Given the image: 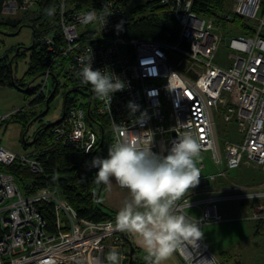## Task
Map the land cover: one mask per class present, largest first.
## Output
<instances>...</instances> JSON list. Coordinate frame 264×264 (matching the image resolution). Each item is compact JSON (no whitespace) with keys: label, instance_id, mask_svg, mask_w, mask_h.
Returning <instances> with one entry per match:
<instances>
[{"label":"built area","instance_id":"1","mask_svg":"<svg viewBox=\"0 0 264 264\" xmlns=\"http://www.w3.org/2000/svg\"><path fill=\"white\" fill-rule=\"evenodd\" d=\"M155 1L165 6L179 25L174 43L114 36L129 23L130 9L122 2L108 0L101 10L88 8L68 14L62 0L60 24L65 43L56 47L51 38L43 37L57 57L44 74L39 93H48L51 72L65 57L68 78L90 90L96 100V113L109 121V147L115 142L113 123L124 125L134 134L153 132L152 148L156 152L170 148L174 139L192 131L202 147L198 160L200 181L208 180L210 184L190 190L178 201L180 210L192 220L197 219L202 231L206 225L231 220L220 215L218 202L259 201L240 219L262 223L264 183L245 187L231 182L229 188H214L213 184L229 180L232 171L246 165L264 173V0H230L231 15L222 14L223 18L198 14L194 11L196 0ZM35 7L34 0H7L2 15L15 17ZM93 11L97 16L106 12V23L85 22L84 15ZM233 15L252 22L255 34L232 37L228 42L219 25L232 21ZM89 24L97 30L81 35L79 26ZM224 42L234 61L230 68L215 62ZM90 49L94 70H107L125 83L110 102L98 99L91 86L83 84L77 75L79 57L90 55ZM129 101L140 108L136 117L141 112L150 117L144 128L134 126ZM19 111L0 116V125ZM85 116L84 109L72 107L56 127L55 140L91 152L99 136L88 127ZM216 117L227 124L234 122L240 139L225 140L222 148ZM205 156L213 167L208 173ZM15 161L33 173L43 172L32 152L16 154L0 145V264H104L106 251L113 248L123 256L120 264L128 260L132 234L116 228L115 216L98 223L80 218L66 199L49 188L25 195L15 176L4 170ZM39 203L53 206L56 234L46 232ZM175 252L185 264H202V255L211 264H221L202 237L181 243ZM142 264H151L146 255Z\"/></svg>","mask_w":264,"mask_h":264},{"label":"trees","instance_id":"2","mask_svg":"<svg viewBox=\"0 0 264 264\" xmlns=\"http://www.w3.org/2000/svg\"><path fill=\"white\" fill-rule=\"evenodd\" d=\"M6 1L0 0V34L3 33L2 31L11 30L17 35L22 28L29 27L32 29L33 37L31 47L28 48L31 51L29 67L22 79L16 80L14 78L13 63L10 58L0 55V86H10L25 91L28 95L34 97L31 105L41 101H46L49 105L60 88L59 74H56L55 70L57 68L60 72L65 70L67 59L65 57L61 58V63L51 72L53 89L50 90L51 85L49 84L48 93H39L40 86L31 89L30 84L38 76H44L57 57L56 52L48 49L43 37L51 38L56 47L65 43L60 24L62 0H34L36 3L35 8L15 17L2 15V7ZM18 1L22 3L25 0ZM107 1L65 0L66 12L71 14L88 8L101 10L107 5ZM116 1L128 6L133 0ZM226 2L227 0H196L194 11L202 16L221 18V13L227 10ZM49 8L56 10L53 16L46 14V10ZM233 22L240 23L245 34L250 36L255 34V29L243 23L242 19L235 17ZM114 36L174 43L179 36V25L165 6L155 0H145L143 3L130 8L129 23L115 33ZM261 36L264 38V33H261ZM66 79L75 85L73 89L75 92H79L80 88L83 87L69 79L67 74ZM65 87H68V83L65 84ZM92 96L90 93L91 98L86 105L85 120L88 127L90 120L96 122L100 127V133L98 134L99 141L91 152L87 153L85 150L55 140L56 127L65 119L72 107H77L75 106L76 99L71 98L68 93L64 99L62 119L56 123L41 126L35 133L34 141L31 144L35 146L32 153L42 167L43 172L33 173L28 167L20 165L17 161L5 167L4 170L15 176L25 195H32L42 188H49L66 199L80 218L98 223L116 216L114 215L116 212L101 203L100 194L104 185L96 183V170L90 169V162L94 156L98 155V151L100 149L108 150L111 145L109 121L106 117L100 116L96 111L91 110ZM15 114L22 115L24 113L21 110ZM38 208L46 221V232L56 234V214L53 206L47 203H39ZM262 227H264V222L257 223V228ZM134 249L132 264H142L143 258L139 257V250L135 247ZM110 251H106L104 264H108L106 258ZM123 264H129V258Z\"/></svg>","mask_w":264,"mask_h":264},{"label":"clouds","instance_id":"3","mask_svg":"<svg viewBox=\"0 0 264 264\" xmlns=\"http://www.w3.org/2000/svg\"><path fill=\"white\" fill-rule=\"evenodd\" d=\"M55 11L49 8L46 14L53 16ZM107 16L106 12L97 16L93 11L84 15V21L99 20L105 24ZM90 52V55L79 57L77 75L83 84L91 86L98 99L110 102L113 94L125 88V83L107 70H94L91 49ZM127 107L130 116L135 117L134 126L144 128L150 119L147 112H141L136 117V113L140 112L139 106L129 101ZM112 129L114 144L109 147L106 156L92 158L90 169L96 170L97 184L108 187L115 184L127 191L128 196L116 213L115 226L136 238L151 264H163L181 243L190 239L199 240L203 235L200 222L185 215L178 206V201L200 181L198 160L201 143L192 131H186L173 140L170 148L156 152L152 148L153 132L134 134L124 125L115 123ZM149 132L152 133L151 138L147 136ZM106 259L108 264H120L123 256L113 248Z\"/></svg>","mask_w":264,"mask_h":264},{"label":"rangeland","instance_id":"4","mask_svg":"<svg viewBox=\"0 0 264 264\" xmlns=\"http://www.w3.org/2000/svg\"><path fill=\"white\" fill-rule=\"evenodd\" d=\"M145 0H133L128 8H132ZM227 0L226 12L221 14H230L228 10L230 3ZM223 18V15H220ZM235 16L233 15V18ZM241 19V18H240ZM227 22L220 24L223 35L226 40L232 37L245 36V31L240 23ZM243 23L253 26L252 22L242 19ZM242 24V22H241ZM96 28L95 25L79 26L78 31L82 35L86 31H91ZM0 34V55L10 58L13 63V73L16 80L22 79L29 67V59L31 51L28 50L32 44V29L24 27L15 35L11 30L2 31ZM231 52L227 48L225 42L222 44L215 62L216 64L230 68L233 66V59L230 58ZM68 68L59 71L60 88L58 93L54 96L51 103L48 105L46 101H41L37 104H32L34 97L28 95L25 91L16 89L10 86H0V116L14 113L22 110L24 114L13 115L7 118L0 125V145L16 154H28L33 152L34 147L31 145L35 138V133L41 126L50 125L60 121L63 117L64 99L66 94H70L71 98L76 99L75 106L86 110V105L90 101V90L87 88H80L79 92L73 89L75 85L67 81L66 74ZM43 76H38L31 81V89L41 85ZM68 83V87L65 84ZM50 90L53 89V79L50 80ZM24 89V88H23ZM25 90V89H24ZM96 100L92 96L91 110L96 111ZM218 136L220 145L223 148L225 140L238 141L240 139L237 125L232 123H224L220 117H216ZM89 127L97 134L100 133V127L96 122L90 120ZM24 136V138H23ZM108 150L100 149L98 155L106 156ZM207 167L211 166L210 159L205 156ZM210 170V169H209ZM229 180L221 181L223 187L229 188L231 182L245 187H255L264 183V173L259 169L250 166H242L241 168L232 171L229 174ZM220 183L213 184L214 188L219 187ZM211 188L214 189V188ZM221 188V187H219ZM125 189L119 188L118 185L113 184L111 187L105 186L100 194L101 203L116 211V205L121 201L122 197L127 198L128 194ZM216 195H219L216 194ZM259 203L254 202H237V201H221L217 203L220 215L225 219H231L228 222L221 224L206 225L202 229V238L208 246L210 252L218 262L221 264H264V227L257 228V223L250 220L240 219L247 212H250L251 206ZM191 213L199 216L196 210H191ZM139 255L145 257L144 251H139Z\"/></svg>","mask_w":264,"mask_h":264},{"label":"crops","instance_id":"5","mask_svg":"<svg viewBox=\"0 0 264 264\" xmlns=\"http://www.w3.org/2000/svg\"><path fill=\"white\" fill-rule=\"evenodd\" d=\"M210 169V170H209ZM211 171H213V167H211V166H209V168H208V171L206 172V173H208V172H211ZM223 183H220L219 185V187H223L224 185H222ZM219 187H217V188H219ZM124 193H126V194H128L127 193V191L126 192H124ZM122 200H124L125 198H121ZM121 201H120V203L118 204V205H116V211H118L119 210V208L121 207ZM113 210V209H112ZM114 211V210H113ZM117 213V212H116ZM114 215H116V214H114ZM131 242H132V245L136 248V249H138L139 251H144L138 244H137V242H136V238L132 235V240H131ZM144 253H145V251H144ZM146 254V253H145ZM139 257L140 258H143L141 255H139ZM163 264H185L180 258H179V256L177 255V253L176 252H174L173 253V255L169 258V259H167L166 261H164L163 262Z\"/></svg>","mask_w":264,"mask_h":264},{"label":"water","instance_id":"6","mask_svg":"<svg viewBox=\"0 0 264 264\" xmlns=\"http://www.w3.org/2000/svg\"><path fill=\"white\" fill-rule=\"evenodd\" d=\"M182 68H185V65H182L181 66ZM209 181L208 180H201L199 181L198 185H196L195 188L193 189H196V188H202V187H206V186H209ZM192 190V189H191ZM134 247L132 244H130V252H129V264H132L133 262V258H134Z\"/></svg>","mask_w":264,"mask_h":264},{"label":"bare ground","instance_id":"7","mask_svg":"<svg viewBox=\"0 0 264 264\" xmlns=\"http://www.w3.org/2000/svg\"><path fill=\"white\" fill-rule=\"evenodd\" d=\"M201 259H202V264H211L210 259L209 258H205L204 255L201 256Z\"/></svg>","mask_w":264,"mask_h":264}]
</instances>
